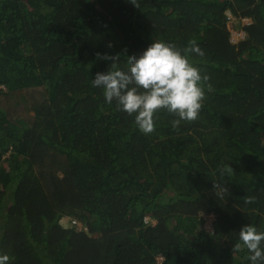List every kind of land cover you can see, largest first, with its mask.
Segmentation results:
<instances>
[{
    "label": "trees",
    "instance_id": "obj_1",
    "mask_svg": "<svg viewBox=\"0 0 264 264\" xmlns=\"http://www.w3.org/2000/svg\"><path fill=\"white\" fill-rule=\"evenodd\" d=\"M138 4L0 0V251L10 264H251L233 245L246 224L264 231V0ZM228 10L252 19L238 41ZM192 39L213 86L194 122L174 128L161 111L145 135L92 86L112 63L97 53L121 54L126 68L155 40L183 49Z\"/></svg>",
    "mask_w": 264,
    "mask_h": 264
},
{
    "label": "clouds",
    "instance_id": "obj_2",
    "mask_svg": "<svg viewBox=\"0 0 264 264\" xmlns=\"http://www.w3.org/2000/svg\"><path fill=\"white\" fill-rule=\"evenodd\" d=\"M129 2L139 7L138 0ZM204 55L195 39L183 49L174 43L155 40L139 57L135 54L125 56L126 68L118 66L121 54L97 53L98 59L112 63L106 72L96 73L92 86L103 90L108 104L115 101L118 110L134 116L141 133L149 135L155 131L157 114L161 111L175 117L171 123L176 128L182 121L198 120L206 100V89L213 91L212 84L208 83L210 76L203 73L193 59V56ZM232 170L231 166H226L222 175H230ZM214 189L221 196L228 191L220 183H214ZM254 202L255 197H245L246 204ZM239 241L233 245V253L247 249L251 264H264V231L251 223L246 224L239 231ZM10 259L8 253L0 251V264H10Z\"/></svg>",
    "mask_w": 264,
    "mask_h": 264
},
{
    "label": "rangeland",
    "instance_id": "obj_3",
    "mask_svg": "<svg viewBox=\"0 0 264 264\" xmlns=\"http://www.w3.org/2000/svg\"><path fill=\"white\" fill-rule=\"evenodd\" d=\"M228 13L229 10H228ZM250 18V17H249ZM248 17H245L243 19H229L228 20V25L231 29V40L232 41H238L240 38H243L246 34V32L243 29V25L247 24L249 21ZM244 35V36H243ZM72 217L71 215H67L63 217V222L65 224H70L69 218ZM81 218V217H80ZM214 214L213 213H206L202 212L201 218H200V223L203 227L207 228L208 230H213L214 229ZM155 222V220H154Z\"/></svg>",
    "mask_w": 264,
    "mask_h": 264
},
{
    "label": "built area",
    "instance_id": "obj_4",
    "mask_svg": "<svg viewBox=\"0 0 264 264\" xmlns=\"http://www.w3.org/2000/svg\"><path fill=\"white\" fill-rule=\"evenodd\" d=\"M228 18L229 19L233 18L231 13H228ZM69 220H70V224L72 226H75L77 229H79V230H88V225L82 218L77 217V216H72V217L69 218ZM145 221L146 222H151V221H153V219L149 215H146L145 216ZM163 258H164L163 255H159L157 257V260H158V262L160 264L162 263Z\"/></svg>",
    "mask_w": 264,
    "mask_h": 264
},
{
    "label": "crops",
    "instance_id": "obj_5",
    "mask_svg": "<svg viewBox=\"0 0 264 264\" xmlns=\"http://www.w3.org/2000/svg\"><path fill=\"white\" fill-rule=\"evenodd\" d=\"M248 18H249V17H248ZM251 21H252V19H251V18H249V21H248V23H249V22H251Z\"/></svg>",
    "mask_w": 264,
    "mask_h": 264
}]
</instances>
